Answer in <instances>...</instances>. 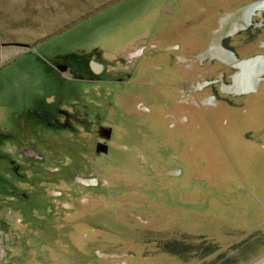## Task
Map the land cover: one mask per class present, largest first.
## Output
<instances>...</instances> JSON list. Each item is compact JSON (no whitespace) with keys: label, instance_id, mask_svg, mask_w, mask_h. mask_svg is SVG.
<instances>
[{"label":"rangeland","instance_id":"374dc122","mask_svg":"<svg viewBox=\"0 0 264 264\" xmlns=\"http://www.w3.org/2000/svg\"><path fill=\"white\" fill-rule=\"evenodd\" d=\"M250 1L0 0V125L6 126L13 134V138L0 143V149L8 150V157L23 167L30 159L28 154L24 156L27 143L33 142L38 135L51 136L40 126L25 125L19 117L26 107H33L36 96L48 95L49 89L55 88L52 75L59 59L66 54L94 50L104 60L101 63L112 68L114 58L124 56L131 48L149 49L150 45L161 42L184 44V35L192 30L200 38L201 32L193 27L199 23L198 18L204 14L212 17L214 13H220L221 18H225L226 13L234 17L240 15L235 14L234 8L241 2ZM253 21V28L241 31L235 38H251L264 52L261 47L264 45L254 35L255 31L259 35L260 29H264V12ZM261 36L262 39L264 36ZM134 41L137 42L135 46H129ZM17 45H26L27 48ZM4 47L21 50L17 49L9 59L2 60ZM148 51L144 58L150 64L157 60L163 66L153 72L155 74L166 73L172 59L175 60L164 46L157 45ZM199 60L203 62L206 59L197 56L195 61ZM177 62L186 71L194 61ZM139 70L123 71L125 80L131 76L135 81ZM177 70L181 69L177 67ZM237 70L229 67L226 74L218 73L219 78L215 77L218 82L194 91L193 98L207 89L211 95L195 101L206 103L212 94L233 97L222 93L220 88L231 84L232 74ZM115 74L112 72L113 76ZM157 80H153V86L143 83L133 86V81L124 84L123 100L127 90L131 97L129 106L125 107L126 101L120 103L126 110L115 127L118 136L114 132L111 145L112 155L124 158L122 169H113L108 164L102 167L100 159L93 172L105 186L93 187L94 192L78 196L72 195L70 190L84 192L83 188H88V185L73 180L76 173L67 172L65 177L53 173L54 178L45 175V188L38 189V192L34 190L35 184L41 185L43 181L39 179L32 183L27 172L19 178H8L18 189L17 202L29 203L35 196L36 202L45 199L52 209L49 223L55 232L46 234L47 224L40 227L39 220L35 221L43 217L41 212L34 211L36 219H30L29 224L21 215L26 213L25 210L19 211L21 214L18 212V218L10 217L7 212L10 203L1 204L0 264H112L105 261L99 252L112 254V258L120 260V263L122 256L134 257V264H181V260L191 257L203 259L213 252L218 253L217 249H231L235 253L221 252L222 255L210 264H220V261L221 264H250L264 257V196L260 190L252 189L250 180L251 172L264 171V158L256 153L264 137V92L257 94L260 106L257 119L248 114L247 120H243L242 108L246 103L227 99L225 108L233 118L225 122L226 125L221 118V124L210 126L203 121L202 114L198 118V126L182 123L176 127L173 133L183 132V138L176 141L177 150L171 151L177 156L174 161L176 169L168 176L156 175L163 168L155 171L158 164L152 157L149 159L152 155L147 153V146H153V138L142 141L141 135L163 133L165 128L156 117L164 114L165 118L171 119L167 111L175 110L168 108L173 102L170 82L166 86ZM197 82L198 76L189 87L194 90ZM98 87L114 90L108 83ZM263 87L264 81H261L259 90ZM178 92L180 96L181 91ZM139 100L152 111L145 113L138 109L136 104L140 103ZM184 106L183 103L182 110L176 113L185 111ZM163 108L167 110L165 113ZM187 108L194 109L192 105ZM223 111L225 109L221 105V114ZM23 132V137L18 138L17 135ZM125 134H133L128 138V150L120 147L127 143ZM83 142L87 146V140ZM140 154L146 155V161L135 158ZM63 158L67 159V156ZM0 166L4 175L9 176L5 161ZM42 167L46 168V165ZM54 190L62 191V194L66 192L64 198L54 199ZM25 191H32L31 197ZM3 199L6 198L0 201ZM61 200L64 201L63 206L60 205ZM91 204L96 207L92 209ZM191 246L193 250H190ZM212 246L217 247L215 251ZM229 253L231 257L228 258Z\"/></svg>","mask_w":264,"mask_h":264},{"label":"flooded vegetation","instance_id":"af4514ba","mask_svg":"<svg viewBox=\"0 0 264 264\" xmlns=\"http://www.w3.org/2000/svg\"><path fill=\"white\" fill-rule=\"evenodd\" d=\"M259 3L261 4L258 5ZM259 3L254 5V7L258 9L255 10L249 18L247 17L249 10L245 11L247 8L246 6L241 9V11L235 13L240 15L231 17V14L226 13L227 16L225 18H221L220 16L217 22L218 24L227 23L229 21L235 22L236 28L233 30L236 32L250 30L254 27V21L252 22V20H254L255 17L263 15L264 0H261ZM238 28L242 30H237ZM229 37L230 36L224 37L221 40V46H224L222 47V52L228 58H230L228 52H231V49H227L224 42L228 41L227 39H229ZM133 46H135V44ZM176 47L177 45H175V48ZM153 48L156 47L154 45H150L149 49ZM149 49L146 47H143L140 50L135 47L131 48V50L126 51L124 56L114 58L112 61V68L110 66H106L107 64L104 65V63H101L104 62V60L101 58V55L94 50L79 53H68L59 59V62L56 65V71L52 75L55 88L49 89L51 92L48 95L42 94L41 96H36L33 107H26L19 117L20 122L25 123V125L29 124L35 127L40 126L42 127V130H48L47 132H50L51 136L40 137L38 135V138L34 139L33 142L27 143V146H25L26 148L24 149V156L25 154H28L30 159L28 160L29 162L27 161V163L23 165V167H26L27 169H24L15 159H10L11 157H8L9 155H7L8 150L4 148L0 149V164L2 161H5L8 165L7 169H9V176H7V174L4 175L0 166V199L6 198L3 199V201H0V205L10 203V207L7 211L10 217L16 216L15 218H18V212L25 210L26 213H19L22 215V218H26L30 224V219H36L34 211L41 212L43 217L41 219H36L35 221L39 220L40 227H45V224H47L45 230V233L47 234L52 231V227L49 223L52 217V209L50 205H47L45 199L43 201L40 200L39 202H36V196L34 197L35 191L38 192V189L43 190V187L45 188V175L54 178L58 175L64 176L67 172L71 174L76 173L72 176V179H75L77 182L81 181L82 184H87L88 188H83L85 190L84 192L80 190L77 191L78 193H75L73 189L70 191L72 192V195L78 194V196H82L87 195V192L88 194L91 191L94 192L93 187L98 189L97 187L99 185L102 187L106 185L103 184V180H100L96 177V175H94L95 173L93 174L95 168H97L100 162V159L102 161V167L108 164V166H111L113 169H122L124 158L120 155H112L111 145L113 143L114 134L116 133V136H118L115 127L118 126L125 109V107H122L120 103L125 101L127 102L129 97L127 90L126 96L123 100L122 90L124 88V84L131 81V76H128V80H125L126 74H123V71L130 69V71L134 72L136 69H140L138 71L139 73L146 70V66L143 67L140 63L143 59H145L144 57ZM137 50H139V53L136 52ZM148 53H150V51H148ZM262 57V55L256 57V59H253L255 60L253 63L244 62L241 64V72H239L238 69L234 74H232L231 84L223 85V87L220 88L221 92L224 94H238L242 92L245 87H248L250 83L251 86H253L256 83L257 74L260 75L264 71V67H261L264 62V58ZM173 58H175V60L177 59V61H181L178 56L176 58L173 55ZM202 58L204 57L200 56V59ZM236 62L237 61L230 62V67L236 68ZM171 67L172 66H170V68ZM161 68L159 70H161ZM156 70L157 69H151L153 72ZM112 72H116V74L113 76ZM239 77L241 78L239 79ZM216 78H219V75H217ZM168 81L172 82L170 80ZM217 82L218 81L215 80V78L208 80L198 76V82L196 83L194 90L189 87L191 83H186L183 86L178 87V90L181 91L180 96L178 90L176 92L178 102H172V106L168 107L169 110L174 108L175 110L172 111L174 113L177 110H182L180 108L183 107V103L186 105L188 102L192 103V101H194V91L206 89L215 85ZM103 83L113 85L114 90L106 91L105 89L98 87ZM144 84L148 86L154 85L152 82ZM167 85L168 84L166 83V86ZM129 87L130 86L128 85L127 88L130 89ZM217 98L218 97L216 95L212 94V96H210L204 104L209 105L211 103H215ZM136 105H139L138 109H141L145 113H150V111H152V109L145 105L142 101ZM119 110L121 111L119 112ZM165 110L166 108H164V112ZM167 113L170 112L167 111ZM158 119L162 120L161 126L165 128L164 132H158L153 135L142 134L141 140L144 141L145 138H153V146H147L149 148L147 153L152 155L149 159L152 157L158 164V168H156L155 171L159 168L162 170L163 168L162 172H158L156 175H161L162 173L168 176L176 169L174 167V161L177 156L173 155L171 151L177 150L176 141L179 135L176 134L179 132L173 133V131H176L177 129L174 125L166 124V120L168 118H165L164 114L160 115ZM171 119L172 121L174 120V118ZM121 130L123 131V127ZM23 134L24 132L18 134L17 137L21 139ZM125 135L127 143L120 145V147L121 149L128 150L130 147L128 138L133 134ZM1 136H5L9 139L13 138L11 131L6 126L2 125H0V139ZM84 139L87 140V146L83 142ZM145 147L146 146H143L144 149ZM10 151L13 153V149ZM55 153L58 155L57 157H55ZM66 156L67 159L63 158ZM88 156L89 159L87 158ZM51 158L52 160H50ZM135 158L146 161V155L140 154L135 156ZM34 164L39 166H35ZM45 165L46 168H43L42 166ZM23 172L28 173V179L31 178L29 181L32 183L39 179L43 181L41 185L38 183L35 184L36 188L34 189L35 191L33 190L34 192L32 196L34 199L29 200V203L17 202L19 199L17 193L18 189L11 183V181L8 180L9 177H22ZM53 173H56L55 176ZM60 180L65 181V179ZM122 187H124L123 184ZM44 191L46 192V189H44ZM25 192H29L30 194L28 197H31L32 191ZM55 192H58V194H55ZM53 193L52 197L58 200L64 198L63 195L66 194V192L62 194V191L58 190H54ZM44 195L39 196L40 198L41 196L42 198H45ZM61 201L62 203H60V205L63 206L64 201ZM91 206L92 209L96 207L95 204H91ZM42 208H45V210ZM76 210L80 209L77 208ZM5 218L7 219V217ZM6 219L5 221L8 222ZM10 222H12L11 219ZM52 232H55V229ZM64 233L65 232H63V234ZM214 249L215 248H213V250Z\"/></svg>","mask_w":264,"mask_h":264},{"label":"crops","instance_id":"0c3cea01","mask_svg":"<svg viewBox=\"0 0 264 264\" xmlns=\"http://www.w3.org/2000/svg\"><path fill=\"white\" fill-rule=\"evenodd\" d=\"M252 2L253 0L250 2H245V3L241 2V4L238 7L234 8L235 10L234 12L236 13V12L241 11V9L245 8ZM216 9L217 8L213 9V11H216ZM220 16H221L220 13H216V14L214 13L212 17H209V16L207 17L204 14L201 18H198L199 23L193 24V27L197 29L199 32H201L200 38H197L198 36L197 33H195V31L192 30L190 34L184 35L183 37L185 40L184 44H179L178 42L154 43L156 47L157 45L164 46V49L170 52L172 56L174 55L176 58L178 56V58L181 60H187L190 62L194 61L189 66V70L186 69L185 71V69L182 68V66L178 64L177 59L174 61L172 59V64H171L172 67L170 68V70H168L164 74H155L153 73V71H151V69H160L161 67H163L161 63H158V61L156 60V61H153L152 64H150L146 59H144V61H141L140 65H142L143 67L146 66V70L139 72L138 77L135 81L132 78L131 80L133 81L132 85L134 86V84H141V83L144 84V83H149V82L154 83L153 80H156V79H158L157 81L159 83L166 85V83L169 84L168 80L170 81L173 80L174 82L173 81L170 82L171 88H173V96H174L173 102L174 101L175 103L178 102L177 100L178 97L176 93L178 90V87H181L186 83H192L193 79L196 76H200L202 78L211 80L217 77L218 73L226 74V72H228V68L230 67V62H234V61L226 57L222 52L223 50L222 47L224 46H221V40L227 36H230L229 39H227L228 41L224 42L227 46V49L228 48L229 50L231 49L230 51L239 59L243 61L256 59V57H258V54H259L258 52L262 53L263 58H264V52L263 50L259 49L257 45V41L254 43V41L251 40V38L243 40L242 36L239 38H235L238 34L241 33V31L236 32L233 30L236 28V23L233 21H229L227 23L218 24L217 20ZM133 25L134 24H132L131 26ZM237 30H242V29L238 28ZM260 30H261L260 34L264 36V29H260ZM260 34L258 35L257 31H255L254 35L257 37L258 42L261 41V43L264 44V37L261 39L262 36ZM136 43L137 42L134 41L129 46H133ZM175 45H177V47L174 50L173 48ZM261 47L264 48V46H261ZM176 50L177 52H174ZM197 56L198 57L202 56L204 57L202 58V60L203 59H206V60L203 62H201L200 60L199 62L195 61V57L197 58ZM174 65H176L181 70H177V67H175ZM261 66L264 67V63ZM261 81H264V71L260 75L259 79L256 80V83L253 86H251V83H250L249 86L245 87L242 92L238 94L230 95L233 97H221V95H219V97L215 100V103H211L209 105L204 104V102H201V103H198V102L200 99L202 100L204 97L211 95L210 89L199 92L195 94L193 98L194 101H192V103L188 102L185 105V109H186L185 111H182L181 113L170 112L169 115L171 116V118H174V120L172 121L171 119H167L166 124L174 125L175 128L180 127L182 123L183 125L189 124L190 127L191 125L198 126V123L200 122L198 118L202 116V114H203V121H205L210 126L221 124V118H223L222 123L230 121L233 117L231 115V112L225 108L228 105L226 102L227 99L228 101L232 100V102H233V99H238L246 103V106L242 108V112L244 113L243 120L244 119L247 120L246 115L248 114L254 117L252 119H257L259 115L258 111L260 109V106L259 104H257V100H256L257 94L264 92V87L259 90V85ZM129 97L131 96L129 95ZM129 97L127 99L125 107L129 106ZM195 99L198 102H196ZM139 102L141 101L139 100ZM191 105L192 107H194V109L187 108L188 106H191ZM221 105L225 109V111H223L224 113L222 114H221ZM163 111H164V108H163ZM193 111H197V112L194 113ZM156 118L158 119V116ZM243 120L241 121V123L243 122ZM159 123L162 125L161 119ZM226 124L227 123H225V125ZM176 135H179L177 137V140L183 138V133H177ZM262 139H263V142L258 144V147H257L258 150L256 151V153H257V156L259 155V157L264 158V137H262ZM254 152L252 153L254 154ZM250 180H251L252 189L260 190L261 195L264 196V171L251 172ZM250 193L255 198H258L257 195L253 191H251ZM223 250L224 249H221V250L217 249L216 251L218 253L213 252L209 255H206L205 258L203 257V259L202 257H199V256L191 257L187 260L180 259L182 262L181 264H203V263L210 264L211 261H214L221 254V252L233 251V253H235V251L231 249H228L226 251H223ZM99 255L105 257L104 260L109 261L112 264H134V257L128 258L127 256H124V257L122 256L123 261L120 263V260L112 258V254L99 252ZM145 257L147 256L145 255ZM229 257H231L230 253L228 255V258ZM174 258L179 259L177 257H174ZM219 263L221 264V261Z\"/></svg>","mask_w":264,"mask_h":264},{"label":"water","instance_id":"95a60500","mask_svg":"<svg viewBox=\"0 0 264 264\" xmlns=\"http://www.w3.org/2000/svg\"><path fill=\"white\" fill-rule=\"evenodd\" d=\"M261 0H257V1H254V2H252V3H250L248 6H247V8L245 9V11L246 10H249V14L247 15V17L249 18L250 17V15H252L253 14V12L255 11V10H257L258 8H255L254 7V5L255 4H257V3H259ZM263 1V0H262ZM260 9H262V8H260ZM17 46H25L26 48H27V46L26 45H17ZM141 48H139V50H140ZM139 50H137L136 52L137 53H139ZM229 53V57H230V59H232L233 61H237L236 63H237V66H236V68H238L240 71L239 72H241V69H242V65L241 64H243L244 62L245 63H253L255 60H246V61H243V60H241V59H239L238 57H236L233 53H231V52H228ZM258 56H260V55H258ZM260 58V57H259ZM263 58V57H262ZM264 63V62H263ZM261 67H263V66H261ZM256 73V72H255ZM263 73V72H262ZM261 73V74H262ZM257 74V73H256ZM260 74V75H261ZM260 75H258L257 74V80L259 79V77H260ZM240 78V77H239Z\"/></svg>","mask_w":264,"mask_h":264},{"label":"bare ground","instance_id":"6f19581e","mask_svg":"<svg viewBox=\"0 0 264 264\" xmlns=\"http://www.w3.org/2000/svg\"><path fill=\"white\" fill-rule=\"evenodd\" d=\"M260 4L261 3H259L258 5H260ZM20 47H25V46H20ZM17 49L21 50V48H18V47H4L2 55H1L2 56V60L9 59L10 56H12L15 52H17ZM25 49H26V47H25ZM250 264H264V257H260L256 261L251 262Z\"/></svg>","mask_w":264,"mask_h":264},{"label":"trees","instance_id":"16d2710c","mask_svg":"<svg viewBox=\"0 0 264 264\" xmlns=\"http://www.w3.org/2000/svg\"><path fill=\"white\" fill-rule=\"evenodd\" d=\"M7 139V137H5V136H1V139H0V143H2L4 140H6ZM208 247H210V246H208ZM212 247H214V248H216V246H212ZM193 246H191V249L190 250H193ZM176 253V252H175ZM176 255H178V254H176ZM178 256H180V255H178Z\"/></svg>","mask_w":264,"mask_h":264}]
</instances>
